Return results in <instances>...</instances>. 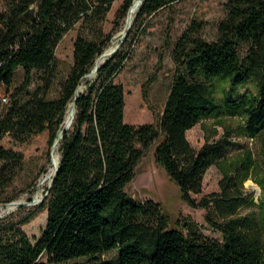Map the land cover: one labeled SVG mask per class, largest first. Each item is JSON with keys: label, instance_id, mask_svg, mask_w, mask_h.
Returning a JSON list of instances; mask_svg holds the SVG:
<instances>
[{"label": "trees", "instance_id": "16d2710c", "mask_svg": "<svg viewBox=\"0 0 264 264\" xmlns=\"http://www.w3.org/2000/svg\"><path fill=\"white\" fill-rule=\"evenodd\" d=\"M4 1L0 97L3 86L14 83L19 68L25 77L0 111V142L7 134L26 141L49 130L53 144L81 78L92 70L112 37L100 41L78 35L74 65L58 99H48L40 90L27 101L20 94L30 85L33 70L52 71L57 46L77 23L97 28L115 0ZM133 1L125 0L120 14H126ZM175 1L179 0H144L138 14L152 15ZM226 12L217 41L199 36L201 25L195 22L176 42L177 71L164 113L155 114L153 123L125 121V87L114 78L129 57L128 50L106 61L97 80L88 79L87 90L77 100L74 123L61 143L59 171L42 204L48 213L46 226L33 239L22 227L32 214L0 218V264H46L45 255L53 264L81 257L99 260V255L112 250L119 251L118 262L101 264H264V198L258 216L240 214L249 201L244 182L257 166L251 149L243 151L230 172L221 165L230 159L222 140L196 149L187 137L188 130L213 116H242L241 132L254 139L264 132V0H228ZM242 43L249 44L244 59ZM216 79L230 84L222 98ZM249 83L256 85L257 92L238 96L239 87ZM150 150L178 185L182 199L207 208V219L221 238L205 239L192 223L186 225L187 231L170 227L159 202L129 194L136 166ZM262 152L264 157V145ZM21 157L0 144V161L16 163ZM212 164L223 169L221 190L198 202L193 194L202 192ZM7 166L0 171L2 188L16 172ZM209 212L221 221L212 220Z\"/></svg>", "mask_w": 264, "mask_h": 264}, {"label": "rangeland", "instance_id": "374dc122", "mask_svg": "<svg viewBox=\"0 0 264 264\" xmlns=\"http://www.w3.org/2000/svg\"><path fill=\"white\" fill-rule=\"evenodd\" d=\"M227 2L228 0H179L169 3L148 16H140L138 9L129 36L123 48L118 51V54L123 55L128 50L129 57L114 78L116 83H121L125 87L126 123H153L155 114L161 116L164 113L177 71V64L173 60L176 42L195 22L201 25L197 31L199 36L209 42L217 41L219 22L226 16ZM4 3V0H0V13L5 9ZM124 3L125 0H115L105 18L96 24L97 28L87 25L83 27L82 22L77 23L56 48V66L48 74L42 70H33L31 83L20 94V98L27 101L39 90L48 99H58L62 95L63 83L74 65V43L79 34L87 38L95 37L100 41L106 40L110 35L112 38L107 42V48L114 43H121V34L128 18V12L120 14ZM239 50L244 59L248 53L249 44L242 43ZM24 77V69L19 68L15 73L14 83L10 87L3 86L2 93L9 95V101L5 104L0 101V111L11 102L14 93L23 83ZM89 80L93 82L97 80V76ZM87 81L88 79L82 83L84 91L89 86ZM215 83L218 96L222 98L224 90L229 88V81L216 79ZM145 92L147 98L144 97ZM250 92H257L255 84L249 83L239 87L238 96ZM244 121L245 119L240 115L209 117L188 130L187 137L196 149H200L206 142L216 143L222 140L224 153L230 159L221 165L223 169L230 172L234 171L236 161L243 155V151L251 149L257 166L244 182L249 201L240 208V214L258 216L260 212L258 205L264 198L262 152L264 132L255 139L244 135L241 132ZM0 144L22 155L17 164L11 161H0V171L6 164L8 171H16L9 183L3 188L0 187V203L21 200L27 203L18 206L15 211L5 216L14 215L15 219H21L32 214L33 216L22 227L31 238H38L46 226L48 214L46 207L42 204L50 195L49 189L52 185V179L49 176L54 166V143H50V132L45 130L34 134L26 141L16 140L7 134ZM223 169L217 164H212L208 168L204 176L202 192L193 194L198 202L204 198L208 199L212 193L221 190ZM127 191L137 199L159 202L168 217L170 227L185 228L187 231L186 225L192 223L205 239L222 237L212 221L207 219V208L193 207L182 199L178 185L171 180L165 168L157 164L153 150H150L137 164L136 176L127 187ZM209 215L212 220L221 221L215 213L209 212ZM99 257V260L81 257L61 264H101L103 261L117 263L119 251L112 250ZM42 260L46 264H53L48 262L46 255Z\"/></svg>", "mask_w": 264, "mask_h": 264}, {"label": "water", "instance_id": "95a60500", "mask_svg": "<svg viewBox=\"0 0 264 264\" xmlns=\"http://www.w3.org/2000/svg\"><path fill=\"white\" fill-rule=\"evenodd\" d=\"M144 0H141V4L143 3ZM137 0H134L133 1V4L132 6L130 7L129 11H128V18H127V22H126V25H125V28H124V31H123V34H122V38H121V43L115 47V48H111V47H108L105 49V51L99 55L96 60H95V64H94V67L92 68V70L85 74L80 82H79V85L75 91V97L74 99L70 102L69 104V107H68V110H67V114H66V117H65V120L63 121V123L61 124V128L58 132V136L57 138L55 139L54 141V145L59 141V140H62L64 139L65 137V134L67 133V131L72 127L73 123H74V120H75V117H76V114H77V100L80 96V94L84 91L83 89V81L87 80V79H92V77L96 74V76L98 75V72L100 70V68L105 64L106 61H108L110 58H112L118 51H120L122 48H123V45L125 43V40L127 39V37L129 36V33L133 27V21L131 20V13L134 9V5L136 4ZM140 6L141 5H138V9H140ZM53 145V147H54ZM61 162V160H60ZM60 162L58 164V166L55 167V173L50 175L49 178L52 179V183L59 171V167H60ZM27 204L26 202H21V201H12V202H9V203H6V204H2L0 203V205H5V206H8V205H17L18 206H21V205H25ZM17 208H15L14 210L8 212L7 214H2L0 215V218L4 217L5 215H8L10 213H12L13 211H15Z\"/></svg>", "mask_w": 264, "mask_h": 264}, {"label": "bare ground", "instance_id": "6f19581e", "mask_svg": "<svg viewBox=\"0 0 264 264\" xmlns=\"http://www.w3.org/2000/svg\"><path fill=\"white\" fill-rule=\"evenodd\" d=\"M138 5H141V0H137L136 4L134 5V9L131 13V20L134 22L135 18H136V13L138 12ZM123 34V32H122ZM121 34V36H122ZM120 43H114V45L111 46V48H115L119 45ZM96 77V74L92 77L94 78ZM61 143L62 140H59L53 147V152H54V156H53V164L54 166L52 167L51 173L54 174L55 173V167L58 166L60 160H61V154H60V150H61ZM51 174V175H52ZM24 200H21V202ZM15 208H17V205H0V215L2 214H7L8 212L14 210Z\"/></svg>", "mask_w": 264, "mask_h": 264}, {"label": "built area", "instance_id": "2783aa9c", "mask_svg": "<svg viewBox=\"0 0 264 264\" xmlns=\"http://www.w3.org/2000/svg\"><path fill=\"white\" fill-rule=\"evenodd\" d=\"M0 101L2 103H7L9 101V96L7 94H2V96L0 97Z\"/></svg>", "mask_w": 264, "mask_h": 264}]
</instances>
